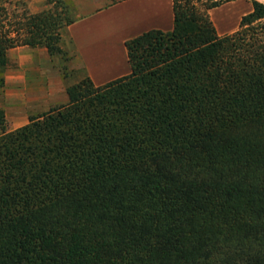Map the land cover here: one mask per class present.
<instances>
[{
    "label": "trees",
    "instance_id": "1",
    "mask_svg": "<svg viewBox=\"0 0 264 264\" xmlns=\"http://www.w3.org/2000/svg\"><path fill=\"white\" fill-rule=\"evenodd\" d=\"M224 1L172 0L129 73L17 128L0 108V264H264V4L218 34ZM45 3L0 22V84L9 48L61 51L70 0Z\"/></svg>",
    "mask_w": 264,
    "mask_h": 264
},
{
    "label": "crops",
    "instance_id": "2",
    "mask_svg": "<svg viewBox=\"0 0 264 264\" xmlns=\"http://www.w3.org/2000/svg\"><path fill=\"white\" fill-rule=\"evenodd\" d=\"M71 1L75 2L79 16L66 25L62 36L72 41L95 84L105 83L130 72L124 46L127 38L150 28L169 30L173 26L172 0H123L111 5L110 0H70V3ZM253 1L264 4V0H226L209 9V17L217 33L236 30L241 17L252 10ZM38 4L39 7L36 6ZM27 5L31 12H37L45 8L46 3L45 0H30ZM8 51H16L18 56L16 111L25 113L24 117L28 120V109L42 112L56 105L54 89L50 92L49 83L41 84L44 76L41 74L37 88L34 79L37 75L35 52L43 55L39 60L42 63L43 59L44 65H47V49L18 45ZM44 74L46 75L45 72Z\"/></svg>",
    "mask_w": 264,
    "mask_h": 264
},
{
    "label": "rangeland",
    "instance_id": "3",
    "mask_svg": "<svg viewBox=\"0 0 264 264\" xmlns=\"http://www.w3.org/2000/svg\"><path fill=\"white\" fill-rule=\"evenodd\" d=\"M29 1L30 0H8V3L2 4L5 8L0 11V22L3 24L4 28L11 29L10 23L14 21V18L21 19L23 2L25 3V8H27V10L31 12L27 5ZM70 5L71 6L68 9L69 17L76 20L79 16L77 6L73 1H71ZM36 6L39 7L40 5L38 4ZM12 12L14 13V15L12 14ZM65 28L66 26H64L60 30L61 51L52 55L48 53V59L46 60V62L48 63L47 65H44L43 62L45 61L43 59L42 63L39 60L40 57L43 58V55H41L37 51L35 52L37 58V75L34 78L36 88L38 87L37 85L40 84V78L42 74L44 78L43 80H41V84L44 85L49 83L48 85L50 87V92L54 89V93L56 95L55 104H60L67 101L65 100L67 94L66 88L69 85H72L85 77H90L89 72L87 71L86 66L83 63L76 48L74 47L72 41L68 37L63 38L62 34L64 33ZM16 53V51L6 52L7 66L5 67L2 76L3 82L2 84H0V108L6 115L7 127L10 129L17 128L27 122V119H25L24 117L25 113L23 114L16 111V93L18 90V85L16 83L18 81L17 74H19V65L17 64L18 56ZM40 69L42 70V72H40ZM44 72L46 73V75L44 74ZM34 79L32 78V80ZM32 80L30 79V82ZM29 88H31V86H29ZM37 92L38 91L36 90V93ZM63 96H65V99H63ZM26 98H31V96H26ZM36 110L32 108L28 109L27 116L40 113V111ZM201 177L209 178V176L206 174H201Z\"/></svg>",
    "mask_w": 264,
    "mask_h": 264
}]
</instances>
